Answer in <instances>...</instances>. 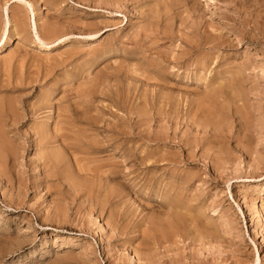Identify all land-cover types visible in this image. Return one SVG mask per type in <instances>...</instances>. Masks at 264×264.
Listing matches in <instances>:
<instances>
[{
	"label": "rangeland",
	"instance_id": "374dc122",
	"mask_svg": "<svg viewBox=\"0 0 264 264\" xmlns=\"http://www.w3.org/2000/svg\"><path fill=\"white\" fill-rule=\"evenodd\" d=\"M184 263L264 264V0H0V264Z\"/></svg>",
	"mask_w": 264,
	"mask_h": 264
},
{
	"label": "bare ground",
	"instance_id": "6f19581e",
	"mask_svg": "<svg viewBox=\"0 0 264 264\" xmlns=\"http://www.w3.org/2000/svg\"><path fill=\"white\" fill-rule=\"evenodd\" d=\"M18 2H20V1H18ZM187 5H188V4H187ZM185 11H186V10H185ZM194 13H195V11H194ZM179 17H180V16H179ZM195 19H196V18H195ZM193 20H194V19H193ZM200 20H201V19H200ZM95 34H96V33L88 34L87 37L95 36ZM46 35H47V34H46ZM204 39H205V38H204ZM130 42H131V41H130ZM153 43H154V42H153ZM204 43H205V42H204ZM153 45H154V44H153ZM218 46H219V45H218ZM158 51H159V50H158ZM150 52H151V51H150ZM168 56H169V55H168ZM246 62H247V61H246ZM255 64H256V63H255ZM241 69H242V68H241ZM142 77H143V76H142ZM142 77H141V78H142ZM243 81H244V80H243ZM243 84H244V83H243ZM250 86H251V85H250ZM245 87H246V86H245ZM251 92H252V91H251ZM243 93H244V91H243ZM164 95H165V94H164ZM245 95H246V94H245ZM173 96H174V95H173ZM243 98H244V97H243ZM245 98H246V97H245ZM162 99H163V98H162ZM235 99H236V98H235ZM239 99H240V98H239ZM246 102H248V100H247ZM241 105H242V104H241ZM244 106H245V105H244ZM169 108H170V107H169ZM224 109H225V108H224ZM234 110H235V109H234ZM234 110H233V111H234ZM246 110H247V109H246ZM221 111H222V110H221ZM219 112H220V111H219ZM235 112H236V111H235ZM235 112H234V113H235ZM237 112L239 113V111H237ZM234 113H233V114H234ZM246 113H247V112H246ZM249 113H250V112H249ZM167 114H168V113H167ZM168 115H169V114H168ZM53 116H54V115L52 114V111H49V113H48V117H47L48 119H46L45 122L49 121ZM152 116H153V115H152ZM156 116H157V114H156ZM164 117H165V116H164ZM241 118H242V117H241ZM169 119H170V118H169ZM199 119H200V118H199ZM151 120H152V119H151ZM178 120H179V119H178ZM140 121H141V120H140ZM140 121H139V122H140ZM158 121H159V120H158ZM163 121H164V120H163ZM187 122H188V121H187ZM219 123H221V122H219ZM139 124H141V122H140ZM142 124L144 125V123H142ZM170 124H171V123H170ZM145 126H146V125H145ZM208 126H209V125H208ZM251 126H252V125H251ZM173 127H174V126H173ZM173 127H172V128H173ZM249 127H250V126H249ZM170 128H171V127H170ZM258 128H259V127H258ZM164 129H165V128H164ZM174 129H175V128H174ZM213 129H214V128H213ZM243 129H244V128H243ZM165 130H166V129H165ZM167 130H168V129H167ZM171 130H172V129H171ZM142 131H143V130H142ZM142 131H140V132L138 131V132L141 133ZM144 131H145V129H144ZM144 131H143V132H144ZM147 131H148V130H147ZM160 131H162V130H160ZM187 131H188V130H187ZM211 131H212V130H211ZM143 132H142V133H143ZM155 132H156V131H154V133H155ZM157 132H159V131H157ZM157 132H156V133H157ZM164 132H165V131H162V132H161V133H162V136L164 135ZM213 132H214V131H213ZM135 133H136V132H135ZM147 133H148V132H146V134H147ZM159 133H160V132H159ZM171 133H172V132H171ZM136 134H138V133H136ZM146 134H145V137H146ZM148 134H149V133H148ZM150 134H151V133H150ZM157 134H158V133H157ZM157 134H156V135H157ZM202 134H203V133H202ZM139 135H140V134H139ZM143 135H144V134H143ZM153 135H155V134H152V136H153ZM156 135H155V138H156ZM158 135H161V134H158ZM167 135H168V134L165 133V136H167ZM172 135H173V134H172ZM165 136H164V137H165ZM138 137H139V136H138ZM153 137H154V136H153ZM157 137H158V136H157ZM164 137H163V139H164ZM174 137H175V136H174ZM177 137H178V136H177ZM148 138H149V136H148ZM159 138H160V137H159ZM195 138H196V137H195ZM146 139H147V138H146ZM156 139H157V138H156ZM161 139H162V138H161ZM165 139H166V138H165ZM185 139H186V138H185ZM193 139H194V138H193ZM193 139H192V141H193ZM200 139H202V138L200 137ZM180 140H181V139H180ZM197 140L199 141V139H197ZM197 140H196V141H197ZM202 140H204V138H203ZM161 141H162V140H161ZM182 141H183V140H182ZM185 141H186V140H184L183 142H185ZM205 141H206V140H204V141H202V142L204 143ZM186 142H187V141H186ZM194 142H195V140H194ZM194 142H193V144H195ZM199 142H200V141H199ZM199 142H197L196 144H197L198 146H200V147L203 149V146H204V145H200ZM202 142H200V143H202ZM210 142H211V141H210ZM179 143H180V142H179ZM188 143H189V142H188ZM205 143H206V142H205ZM190 144H191V143H190ZM196 144H195V146H193V148L196 147ZM215 144H216V143H215ZM182 145H184V144H182ZM187 145H188V144H187ZM205 145H206V144H205ZM184 146H185V145H184ZM189 147H190V146H189ZM189 147H187V148H189ZM200 147H199V148H200ZM181 149H182V147H181ZM190 149H192V148H189V149H183V150H184V151L186 150L185 152H188V150L192 152V150H190ZM204 149H205V148H204ZM220 149H221V148H220ZM224 149H225V148H224ZM245 149H246V148H245ZM199 150H200V149H199ZM221 151H222V150H221ZM244 151H245V150H244ZM191 152H189V154H190ZM203 152H204V151H203ZM189 154H188V155H189ZM193 154H194V153H193ZM213 154H214V153H213ZM186 155H187V153H186ZM191 155H192V153H191ZM249 155H250V154H249ZM48 156H49V155H48ZM48 156H46L47 159L49 158ZM51 156H52V155H51ZM51 156H50V157H51ZM132 156H133V155H132ZM135 156H136V155H135ZM147 156H148V155H147ZM202 156H203V155H202ZM53 157H55V156H53ZM128 157H129V156H128ZM130 157H131V155H130ZM148 157H149V156H148ZM154 157H155V156H154ZM161 157H162V156H161ZM161 157H160V158H161ZM177 157H178V156H177ZM189 157H191V156L189 155ZM192 157H193V155H192ZM212 157H213V156H212ZM228 157H230V156H228ZM131 158H132V157H131ZM133 158H135V157L133 156ZM152 158H153V157H152ZM152 158L150 157V159H152ZM163 158H164V157H163ZM220 158H221V157H220ZM136 159H138V161H139L140 164H143L144 161L147 159V157H146L145 155H143V156H140V157L138 156V158H136ZM148 159H149V158H148ZM150 159H149V161H150ZM156 159H157V157H156ZM158 159H159V157H158ZM187 159H188V158H187ZM225 159H226V158H225ZM52 160H54V158H52ZM55 160H56V159H55ZM131 160H132V159H131ZM133 160H134V159H133ZM160 160H163V159H159V161H160ZM192 160H193V159H192ZM48 161H51V159L48 160ZM56 161H57V160H56ZM149 161H148V162H149ZM54 162H55V161H54ZM132 162H133V161H132ZM136 162H137V161H136ZM151 162H152V161H151ZM161 162H162V161H161ZM220 162H221V161H220ZM227 162H228V161H227ZM137 163H138V162H137ZM153 163H154V161H153ZM153 163H152V164H153ZM156 163H157V161H156ZM158 163H159V162H158ZM140 164H139V165H140ZM147 164H148V163H147ZM136 165H137V164H136ZM139 165H137V166H139ZM143 165H144V164H143ZM157 165H158V164H157ZM221 165H222V162H221ZM229 165H230V164H229ZM140 166H141V165H140ZM151 166H152V165H151ZM151 166H150V167H151ZM154 166H155V165H154ZM144 167H145V166H144ZM165 167H166V166H165ZM152 168H153V167H152ZM104 169H105V168H104ZM145 169H146V168H145ZM155 169H156V168H155ZM157 169H158V168H157ZM220 169H221V168H220ZM42 170H43V169H42ZM162 170H163V169H162ZM162 170H161V171H162ZM164 170H165V169H164ZM139 171L141 172V169H140ZM142 171H143V170H142ZM144 171H145V170H144ZM110 172H111V171H110ZM149 173H150V172H149ZM152 173H153V172H152ZM154 173H155V172H154ZM147 174H148V173H147ZM150 174H151V173H150ZM142 175H143V173H142ZM144 175H146L145 172H144ZM188 175H189V174H188ZM214 175H215V174H214ZM111 176H112V175H111ZM218 176H219V175H218ZM107 177H108V176H107ZM144 177H145V176H144ZM146 177H147V176H146ZM150 177H151V176H150ZM194 177H195V175H194ZM37 178H38V177H37ZM153 178H154V177H153ZM190 178H191V177H190ZM143 179H144V178H143ZM151 179H152V178H151ZM143 181H144V180H143ZM145 181H146V180H145ZM148 181H149V180H148ZM148 181H146V182H148ZM184 181H185V180H184ZM169 183H171V182H169ZM198 183H199V182H198ZM169 185H171V184H169ZM166 186H167V184H166ZM179 187H180V186H179ZM168 188H169V187H168ZM174 188H175V187H174ZM181 188H182V187H181ZM162 190H163V189H162ZM164 190H165V189H164ZM172 190H173V189H172ZM180 190H181V189H180ZM165 191H166V190H165ZM165 191H164V192H165ZM169 191H170V190H169ZM166 192H167V191H166ZM74 193H75V192H74ZM74 193H73V194H74ZM79 193H80V192H79ZM85 193H86V192H85ZM174 193H175V192H174ZM178 193H179V192H178ZM90 194H91V193H90ZM90 194H89V195H90ZM167 195H170V197H171V194H170V193L167 194ZM174 195H175V194H174ZM175 196H176V195H175ZM191 196H192V195H191ZM168 197H169V196H168ZM168 197H167V198H168ZM172 197H173V196H172ZM120 198H121V197H120ZM253 199H254V198H253ZM93 200H95V199H93ZM120 200H121V199H120ZM175 200H176V199H175ZM194 200H195V199H194ZM196 200H197V199H196ZM88 201H89V199H88ZM114 201H115V200H114ZM114 201H113V202H114ZM118 201H119V200H118ZM89 202H90V201H89ZM106 202H107V201H106ZM116 202H117V201H116ZM116 202H115V203H116ZM171 202H172V203H171ZM173 202H174V203H173ZM170 203L173 204V206H172L171 204H168V205H171L170 207H171L172 209H173L174 207L177 208V205H178V204L176 203V205H175V201L172 200V201H170ZM89 204H90V203H89ZM99 204H100V203H99ZM100 205H102V204H100ZM105 205H106V204H105ZM168 205H167V206H168ZM179 206H180V205H179ZM179 206H178V207H179ZM92 207H93V206H92ZM171 208H169V209H171ZM258 208H259L258 204H256V202L254 201L253 204H252V208H251V212H252V214L259 215V209H258ZM260 208H261V206H260ZM98 209H99V208H98ZM260 210H261V209H260ZM261 212H262V211H261ZM79 219H80V218H79ZM176 221H177V220H176ZM172 222H173V221H172ZM174 222H175V221H174ZM169 223L172 224L171 222H169ZM197 223H198V222H197ZM170 224H169V225H170ZM167 225H168V224H167ZM169 225L166 226V227H168V229H166V230H168L169 233H174V232L176 231L175 226H177V222H176V225H175L174 227H169ZM196 225H198V224H196ZM170 226H171V225H170ZM193 226H194V224H193ZM209 226H210V224H209ZM177 227H178V226H177ZM260 227H261V226H260ZM163 228H164V227H163ZM163 228H162V229H163ZM197 228H198V227H197ZM197 228H196V229H197ZM199 228H200V227H199ZM84 229H85V228H84ZM160 229H161V227H160ZM166 230H165V232L167 233ZM197 230H199V229H197ZM203 230L205 231L206 229H203ZM161 231H163V230H161ZM201 232H202V231H201ZM162 233H164V232H162ZM205 233H206V232H205ZM197 234H198V233H197ZM219 237H220V236H219ZM179 238H180V237H179ZM182 239H183V238H182ZM212 239H213V238H212ZM212 241H213V240H212ZM178 242H179V241H178ZM192 243H193V242H192ZM171 244H172V243H171ZM175 247H176V246H175ZM143 254H144V253H143ZM133 255H134V254H133ZM136 255H137V253H136ZM138 255H139V254H138ZM134 256H135V255H134ZM155 256H156V255H155ZM146 257H148V255H147V256H144L143 258L145 259ZM149 257H150V256H149ZM140 258H141V257H140ZM146 259H147V258H146ZM137 260H138V259H137ZM144 261H145V260H144ZM146 261H147V260H146ZM154 261H155V260H154ZM162 263H163V261H162ZM184 264H185V263H184Z\"/></svg>",
	"mask_w": 264,
	"mask_h": 264
}]
</instances>
